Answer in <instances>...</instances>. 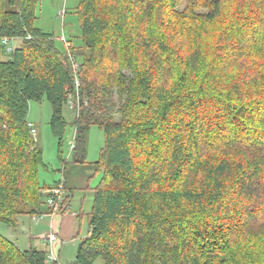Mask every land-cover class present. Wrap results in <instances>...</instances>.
<instances>
[{"label": "trees", "instance_id": "1", "mask_svg": "<svg viewBox=\"0 0 264 264\" xmlns=\"http://www.w3.org/2000/svg\"><path fill=\"white\" fill-rule=\"evenodd\" d=\"M39 1L0 0V35L18 43L0 60V222L16 229L19 216L49 213L43 191L60 183L66 213L64 172L88 163L98 126L101 178L84 189L93 204L74 264H264V0H80L81 44L70 49L35 26ZM43 100L63 164L54 186L40 183L28 120ZM47 254L0 234V264Z\"/></svg>", "mask_w": 264, "mask_h": 264}, {"label": "rangeland", "instance_id": "2", "mask_svg": "<svg viewBox=\"0 0 264 264\" xmlns=\"http://www.w3.org/2000/svg\"><path fill=\"white\" fill-rule=\"evenodd\" d=\"M79 3L80 0H40L36 11L37 18L35 20V26L44 32L54 34L55 37L58 38L57 44L61 49H64V45L60 41L62 36L70 41L74 47H78L81 44V26L77 15V7ZM186 5L187 1H183L180 5V10L184 9ZM62 12H65L64 16L61 15ZM6 58V54L0 53V60H5ZM126 74L129 73L126 72ZM119 98L120 97L117 91H115L114 101L116 102V106L114 111L116 110L117 104H121ZM64 116L69 123V126L62 144V157L69 159L70 161L72 155L71 145L73 143L75 133L73 127L75 115L73 114V111L66 106L64 108ZM51 117L52 106L47 100H43L42 102H30L28 120L32 125L31 128L35 130V132L32 133L38 146L43 151V160L44 164H46V168L42 167L39 170V180L42 185L47 186H54L55 183L60 182L64 177L61 171L63 164L59 159V140L52 134L50 127ZM119 118L120 115L117 114L116 119L118 120ZM104 145V132L98 126H92L88 139V153L86 158L88 163L69 166L64 172L66 178L71 177L74 179V183H76L74 185H78V187L83 188L87 186L89 179L91 187H96L100 182L101 176L100 174L93 175L94 169L92 163L100 159L101 150ZM84 192L85 190L82 191V194L78 193L74 196L75 199L73 201V207L75 204L79 209L81 203H84V208L82 210L84 213L79 227V234L76 233L72 238L64 240L60 257L62 264H74L78 245L80 241L85 239L88 235L89 227L86 214L91 210L93 204V194L89 190L86 191V196ZM21 217H25L23 219L25 222V228L23 229H25L24 232L26 234L31 232L32 234L37 235L41 233L44 234L49 231L45 225V217L38 222H35L34 216L22 215L18 217V225L20 224ZM54 229L57 233H59L56 226H54ZM6 230H8V226L0 222V234L5 237L10 236ZM42 240H44L42 237H40V239L36 238L33 241V245L38 248H43L44 242H42ZM60 240L61 239L59 238L57 241V244L59 245L61 244ZM94 264H104V262L101 258H99Z\"/></svg>", "mask_w": 264, "mask_h": 264}, {"label": "crops", "instance_id": "3", "mask_svg": "<svg viewBox=\"0 0 264 264\" xmlns=\"http://www.w3.org/2000/svg\"><path fill=\"white\" fill-rule=\"evenodd\" d=\"M65 180H66L67 186L69 188V192L72 194V197L70 198V206L68 207L67 212L64 214L62 213V214L55 215L52 219H50V217H45L46 218L45 225H46L47 229L50 228L49 226L52 223L53 226H56V228L59 232L58 238L61 239L60 240L61 244L60 245L57 244V248L59 250L60 257H61V251L63 248L64 240L67 238H72L76 233L80 232L79 227L81 225V219H82V216L80 214L84 208V203H81L79 209L76 207L75 204L73 207V201L75 199L74 196L77 195L78 193L82 194V191H84V189H86L87 186L91 187V185L89 184V182H90L89 179L87 182V186L84 188L78 187V185L77 186L74 185V184H76V183H74L75 182L74 179H72L71 177L66 178V175H65ZM91 188H93V187H91ZM84 193L87 196L86 191ZM24 218L25 217H21L20 224L18 225L17 229H13V228L8 227V230H6V231L10 234V236H7L8 239L13 241L20 249L24 248V250H26V249H29L31 247H35L33 245V241L36 238L40 239V237H42V239H43V236L46 234V232L44 234L41 233V234H37V235H34L31 232L29 234L28 233L26 234L24 232L25 229H23V228H25V222L23 220ZM17 233L20 235H18ZM42 242H44L43 248H45L46 243L44 240H42ZM35 248H38V247H35ZM43 248H38V249H43Z\"/></svg>", "mask_w": 264, "mask_h": 264}, {"label": "built area", "instance_id": "4", "mask_svg": "<svg viewBox=\"0 0 264 264\" xmlns=\"http://www.w3.org/2000/svg\"><path fill=\"white\" fill-rule=\"evenodd\" d=\"M65 12H62L61 15L64 16ZM61 41L65 44L67 49L71 48V42H69L64 36L61 37ZM17 40H11L9 38H3L0 35V52L10 55L14 52L17 47ZM71 56V55H70ZM71 60L74 62V70H78L79 63L74 60L71 56ZM79 86V81L76 80V87ZM70 110H74L75 104L74 99L71 96L69 98L68 106ZM34 133L35 130L32 129ZM74 149V145H71V150ZM43 194L46 196V206L50 209L49 213L43 215L34 216V221L38 222L44 217H50L51 219L58 214H62V205L64 203L65 194L63 184L60 183L51 190H44ZM67 212V211H66ZM49 231L43 236V239L47 245L48 254L45 260V264H62L60 259L59 250L57 248L58 233L54 229L52 223L49 226Z\"/></svg>", "mask_w": 264, "mask_h": 264}]
</instances>
